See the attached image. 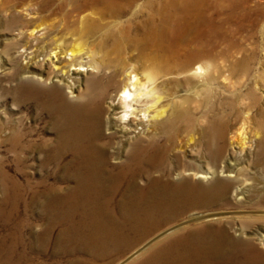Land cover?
Instances as JSON below:
<instances>
[{
    "label": "bare ground",
    "instance_id": "obj_1",
    "mask_svg": "<svg viewBox=\"0 0 264 264\" xmlns=\"http://www.w3.org/2000/svg\"><path fill=\"white\" fill-rule=\"evenodd\" d=\"M218 2L232 9L245 1L0 0V32L10 31L0 38V67L50 114L55 133L36 143L8 137L22 152L37 149L44 171L27 185L28 202L24 185L0 167V226L9 230L0 233V264H30L28 251L52 239L67 253L103 256L126 232L148 234L232 198L264 206L262 125L239 105L260 99L264 113V20H216ZM221 87L236 102L233 133L211 104ZM22 200L37 206L41 231L23 229ZM190 216L194 223L131 257L159 246L156 264H264V219Z\"/></svg>",
    "mask_w": 264,
    "mask_h": 264
},
{
    "label": "rangeland",
    "instance_id": "obj_2",
    "mask_svg": "<svg viewBox=\"0 0 264 264\" xmlns=\"http://www.w3.org/2000/svg\"><path fill=\"white\" fill-rule=\"evenodd\" d=\"M244 1L245 2L243 3V5L236 6L235 8L233 7L232 9L227 5L226 2H218V8L220 10L215 12V19L264 20V0ZM0 20H7V16H3V14H0ZM5 31L10 32L9 30H1L0 38L6 36L5 34H3L5 33ZM261 34L264 36V26L262 27L261 33L259 31L257 32V35ZM256 57L257 53L255 55V58ZM258 58H264L262 56V52L258 54ZM12 71L13 70H4L2 67H0V135H2V129H5V131L3 132L4 134L2 135L4 137L0 136V167L3 166V169L7 171V173L15 177L19 182L22 183V185H24L23 198L30 202L31 189L34 188L36 180L41 176L40 174L44 171V169L39 164V153L35 148L24 152H22L20 146L13 148L11 145V140L8 137H10L14 133H17L18 135H22L23 140H30L36 143L40 142L45 138L54 137L55 133L50 114L46 110L41 109V106L36 103V100H33L32 98L24 95V92H17L16 87L19 85L20 81L14 76ZM23 80H25V82L35 84L27 79ZM225 81L227 82L228 80ZM219 89V91L217 90L219 93H214L213 97H211V104L214 105L216 111L224 112L226 114L227 117L225 118L228 120L229 126L231 127L230 129H232L230 130L231 133H233L235 131V128L233 127L238 120V116L236 115L237 113L234 112L235 110H230V105L232 104V102L234 103L235 100L233 98V95H231L227 89H224L223 87ZM253 92L257 97H259V92L257 90H254ZM17 95H20V97H17ZM20 98L22 102L20 101ZM239 105L244 107H250L249 111L250 114H252L251 116L253 118L254 125L257 122L258 124L260 123L262 125V127L260 128L261 135L264 134V113L263 111L261 113L262 105L260 99L253 100L252 98L247 96V98L245 97L240 100ZM253 145L256 144L254 143ZM28 181L30 184L28 183ZM0 194L2 195L1 189ZM23 203L24 201L22 200L19 206V215L21 216V219H24V224L22 225V227L26 223V226L23 227V229L26 230L28 227L31 226L36 232L41 231L44 225V218L38 213V210L36 208L37 206L33 204L26 208ZM234 204L235 200L234 198H232L223 207H214L208 211L204 209L187 210L181 213L180 215L176 216L175 218L171 219L167 223H163L154 231L148 234L143 232H126L124 234V242H121L120 245H108L107 247H105V250L103 249L105 254L103 256L98 257L94 256V254L91 251L89 252L87 249H81L75 252L67 253L63 249H58L56 247V243H54V239H52L47 245V247L39 246L38 244H36L34 246V249L29 250V262L30 264H72V261L74 262L78 259H85L88 261L89 264H146L147 261L149 264H156L158 262V259L161 258L165 253V250H163V248L159 246H157L152 251L154 254L151 253L147 256H144V260L141 257H131V255L141 250V248L146 244L150 243V247H152L153 243L151 244V242L161 236L168 229L173 228L179 224L194 223L195 221L193 219H190V215L193 213V211H200L206 214V212L212 213L215 210L220 211L221 215H223L224 213L227 216L241 215L247 220L256 219V224L262 223L261 219H264V206L253 207L247 204ZM225 221L231 222V218H228ZM214 222L215 221L212 220H206L205 223L213 224ZM8 231L9 230H3L2 226H0V233L6 234L8 233ZM56 231L57 230H55L54 232L55 234ZM26 237L29 241H33V238H31L28 234H26ZM131 242H133V244ZM19 249L22 248L19 247ZM158 250L161 252H159ZM145 258L148 259L146 260ZM21 264H25V262Z\"/></svg>",
    "mask_w": 264,
    "mask_h": 264
}]
</instances>
